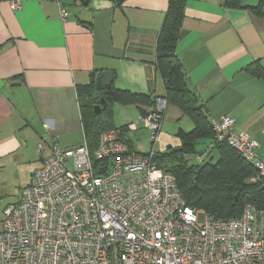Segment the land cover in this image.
I'll list each match as a JSON object with an SVG mask.
<instances>
[{
	"label": "crops",
	"instance_id": "1",
	"mask_svg": "<svg viewBox=\"0 0 264 264\" xmlns=\"http://www.w3.org/2000/svg\"><path fill=\"white\" fill-rule=\"evenodd\" d=\"M169 1L61 0L69 13L63 21L57 0H0V184L7 169L30 164L35 173L43 166L49 154L38 149L43 139H56L64 149L86 142L82 100L100 96L102 73H113L111 88L153 99L165 95L155 62ZM226 1H187L178 59L211 121L231 117L238 133L258 143L264 163V15L251 10L261 0H242L241 8ZM15 2L20 9L12 8ZM117 105L120 125L114 121ZM153 108L111 107L113 127H126L125 141L140 154L147 153L138 151L133 133ZM134 124L136 130L129 128ZM194 129L191 117L169 105L156 151L181 148L179 134ZM212 143L199 142L197 151Z\"/></svg>",
	"mask_w": 264,
	"mask_h": 264
},
{
	"label": "built area",
	"instance_id": "2",
	"mask_svg": "<svg viewBox=\"0 0 264 264\" xmlns=\"http://www.w3.org/2000/svg\"><path fill=\"white\" fill-rule=\"evenodd\" d=\"M57 4L65 21L69 13ZM168 107L157 97L139 119L151 134L147 154L133 151L120 128L102 133L95 148L43 139V166L4 209L0 264H264V210L248 205L239 219H215L188 206L175 176L156 161ZM212 126L216 142L256 168L249 182L264 189L258 143L231 117Z\"/></svg>",
	"mask_w": 264,
	"mask_h": 264
},
{
	"label": "trees",
	"instance_id": "3",
	"mask_svg": "<svg viewBox=\"0 0 264 264\" xmlns=\"http://www.w3.org/2000/svg\"><path fill=\"white\" fill-rule=\"evenodd\" d=\"M122 4L124 0H116ZM188 0H170L164 24L156 47V71L165 86L164 97L169 105H175L195 123L191 133H180L182 147L170 149L156 159L159 164L172 173L188 206L205 211L218 220L239 219L246 206L264 210V189L261 184H251L249 179L257 174L256 168L226 143L216 142L212 121L205 108L190 91L177 47L182 34L185 9ZM264 0L251 8L258 16L264 15ZM229 8H241L242 0H227ZM100 96L87 101L82 100L86 113V141L95 148L102 133L114 129L111 107L114 103L136 106H150L155 99L150 95L132 93L114 88H100ZM101 98L105 106L100 114L94 113V106ZM152 112V111H151ZM144 113L142 116H147ZM124 132L126 127L120 128ZM212 140L209 150L218 151L220 159L216 164L190 165L186 157L197 155L198 143ZM127 143V141H126Z\"/></svg>",
	"mask_w": 264,
	"mask_h": 264
},
{
	"label": "rangeland",
	"instance_id": "4",
	"mask_svg": "<svg viewBox=\"0 0 264 264\" xmlns=\"http://www.w3.org/2000/svg\"><path fill=\"white\" fill-rule=\"evenodd\" d=\"M119 107L117 105L114 109V121L117 125L122 124L123 121L119 119ZM122 108V107H121ZM138 133H133L134 141L137 143L138 151L141 153H149L152 151L153 144L151 140V134L144 125L141 124ZM132 134V133H130ZM205 150V151H204ZM204 151V153H202ZM167 152V151H166ZM199 154L186 157L187 162L190 165H202L206 163L216 164L220 159L218 151H210L206 145H201L198 150ZM209 155V153H211ZM160 153H164L163 151ZM202 153V154H201ZM46 157V155H45ZM30 164H23L19 169L5 171L6 179L0 184V225L3 223L4 209L19 202L21 199L22 191L27 188L31 182L34 171Z\"/></svg>",
	"mask_w": 264,
	"mask_h": 264
},
{
	"label": "water",
	"instance_id": "5",
	"mask_svg": "<svg viewBox=\"0 0 264 264\" xmlns=\"http://www.w3.org/2000/svg\"><path fill=\"white\" fill-rule=\"evenodd\" d=\"M83 3H85V5L88 4V0H81ZM113 80V73L112 72H104L102 73L98 78H97V83H96V88L99 91L100 86H104L106 88H109L111 86ZM105 106V100L103 98H101L100 104L96 105L94 107V113L95 114H100L101 110L104 108ZM103 172H106V169L101 170Z\"/></svg>",
	"mask_w": 264,
	"mask_h": 264
}]
</instances>
